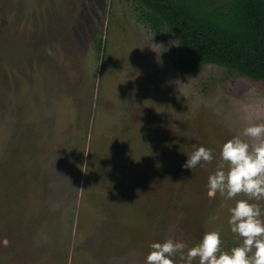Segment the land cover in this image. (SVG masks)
Wrapping results in <instances>:
<instances>
[{
    "label": "rangeland",
    "instance_id": "rangeland-1",
    "mask_svg": "<svg viewBox=\"0 0 264 264\" xmlns=\"http://www.w3.org/2000/svg\"><path fill=\"white\" fill-rule=\"evenodd\" d=\"M150 12L0 0V264H145L152 243L210 231L224 251L241 243L228 219L243 197L209 198L207 184L222 145L264 123V81L184 71ZM193 145L213 163L182 167Z\"/></svg>",
    "mask_w": 264,
    "mask_h": 264
},
{
    "label": "clouds",
    "instance_id": "clouds-1",
    "mask_svg": "<svg viewBox=\"0 0 264 264\" xmlns=\"http://www.w3.org/2000/svg\"><path fill=\"white\" fill-rule=\"evenodd\" d=\"M213 160L211 149L193 145L182 167L192 170ZM207 188L209 198L217 194L227 200L243 197L229 209L228 219L230 231L241 243L224 251L217 231L206 232L191 247L183 241L166 239L150 245L145 264H176L177 259L180 264H193L195 260L199 264H264V123L244 128L222 145Z\"/></svg>",
    "mask_w": 264,
    "mask_h": 264
},
{
    "label": "trees",
    "instance_id": "trees-1",
    "mask_svg": "<svg viewBox=\"0 0 264 264\" xmlns=\"http://www.w3.org/2000/svg\"><path fill=\"white\" fill-rule=\"evenodd\" d=\"M138 1L152 11L144 17L158 33L166 26L177 34L184 71L213 63L264 81V0Z\"/></svg>",
    "mask_w": 264,
    "mask_h": 264
}]
</instances>
